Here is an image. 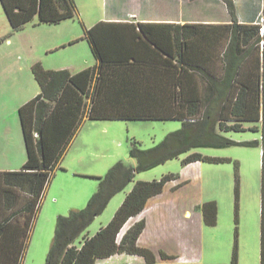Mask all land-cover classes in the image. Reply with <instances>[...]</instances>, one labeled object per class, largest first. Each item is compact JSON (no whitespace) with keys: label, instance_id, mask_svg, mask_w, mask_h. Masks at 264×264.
<instances>
[{"label":"trees","instance_id":"obj_1","mask_svg":"<svg viewBox=\"0 0 264 264\" xmlns=\"http://www.w3.org/2000/svg\"><path fill=\"white\" fill-rule=\"evenodd\" d=\"M0 3L13 30L34 18L38 24H58L77 13L75 0ZM230 14L227 23L178 24L170 43L165 32L151 27L153 23L120 33L106 29L114 23L100 21L83 32L94 66L71 73L46 69L39 61L31 65L40 92L18 108L26 161L19 170L0 171V264H22L47 185L85 118L180 120L182 127L149 149H141L134 140L129 155L135 165L120 160L105 177L88 176L99 179L98 187L84 208L58 215L45 264H95L120 253L142 256L145 264H178L157 262L151 249L138 245L144 220L118 239L125 223L177 177L171 173L136 181L106 225L93 235L85 233L79 246L75 239L136 172L192 147L228 144L218 131H242L247 120L261 125L259 264H264V0L255 22H238L232 8ZM228 160L193 152L182 163ZM199 209L205 224L217 223L215 200ZM160 257L175 258L163 251ZM231 264H237L236 251Z\"/></svg>","mask_w":264,"mask_h":264},{"label":"rangeland","instance_id":"obj_2","mask_svg":"<svg viewBox=\"0 0 264 264\" xmlns=\"http://www.w3.org/2000/svg\"><path fill=\"white\" fill-rule=\"evenodd\" d=\"M83 1L81 10L85 11L88 6H84ZM104 1L94 0L100 10ZM81 21L77 18L74 24L76 29L80 27L83 31ZM70 32L72 29L68 23L38 24L36 18L21 29L13 30L0 4V81L18 80L28 88L30 83L38 88L31 71V65L37 61L44 68L52 70H68L66 67L76 64L94 65L95 59L85 39L73 45H68L69 42L60 44ZM26 72L30 78L28 82ZM181 127L180 120L85 118L60 162L61 166L55 169L47 185L22 264H45L58 215H67L70 210L84 208L98 187L99 179L88 176L103 178L109 168L120 160L135 165L136 160L129 155L134 140L141 149H149ZM243 127L242 131H218L228 144L192 147L176 158L136 172L133 181L114 194L105 209L75 239V245H80L85 233L95 234L112 219L136 181L159 179L171 173L178 177L168 184L175 187L178 198L191 214L182 217V223L180 220L177 222L176 218L173 222L162 223L160 240L158 234L153 235L151 232L144 239L145 243L153 245L151 247L157 253V262L231 264L236 251L237 264H259L261 125L258 120H247L243 122ZM193 152L229 160L183 164L182 160ZM180 183L182 185L179 186ZM209 200H215L218 205L215 225L205 224L199 209V205ZM127 229L123 228L121 235ZM184 232L190 237L185 246L184 241L177 242L178 239L172 236L176 233L177 236L186 237ZM170 248L176 249L177 252L172 254L175 258L162 259L160 252L167 253ZM123 254H126V258L114 259L111 264H145L142 256ZM106 261L101 263L109 264Z\"/></svg>","mask_w":264,"mask_h":264},{"label":"crops","instance_id":"obj_3","mask_svg":"<svg viewBox=\"0 0 264 264\" xmlns=\"http://www.w3.org/2000/svg\"><path fill=\"white\" fill-rule=\"evenodd\" d=\"M75 2L77 4L76 16L82 20L83 31L80 27L76 29L74 24L77 19L76 16L72 19L61 21L58 25L68 23V27L72 29V32L69 35L68 32L60 44L69 42L68 45H73L80 42L83 39L84 30L100 21L114 23L113 25L105 26L106 29L120 33L126 31L124 30L126 28L130 29L129 33L131 31L133 33L134 30L138 29V24L153 23L155 25L151 27H154L156 31H160V33L165 32L163 35H165V38L170 39L168 41L170 43L175 26L178 24L227 23L231 20V8L238 22H255L258 20L263 5V0H105L100 10L94 0H84L83 5L86 6L87 4L88 7H86V10L84 9L85 11H82L81 0H75ZM94 65L82 66L76 64L66 68L71 73H76ZM26 77L27 82L30 81L28 72H26ZM0 84L2 85L0 87V171H14L19 170L26 161L18 108L39 94L40 88L38 84V88H36L32 83H30L31 86L28 88L18 80L14 82L3 80L0 81ZM60 162L58 164L59 167L61 166ZM168 183L169 181L165 184L161 193L149 198L144 209L136 216L131 217L123 227L128 228L134 223L144 220L145 226L137 239V243L139 246L151 248L154 253L156 251L151 247L153 245L144 241L150 236V232L153 235L158 234V239L160 240L162 237V223L173 222L175 218L177 222L180 220L182 223L181 218L191 214L185 204L181 203L178 198L175 187H170ZM180 185L182 184L180 183ZM172 236L178 239L177 242L184 241V246L189 243L190 237H187L186 234V237L177 236L176 233ZM120 237L121 233L118 239ZM163 252L166 253V251ZM176 252V249L172 248L167 250V254L170 255ZM124 255L126 254H114L108 258L98 259L95 264H102L106 260V262L109 261V264H111L114 259L123 260L126 258ZM155 255L157 259V253Z\"/></svg>","mask_w":264,"mask_h":264}]
</instances>
